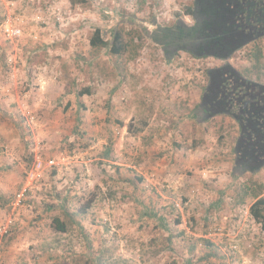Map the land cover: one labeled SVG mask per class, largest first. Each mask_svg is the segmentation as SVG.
I'll list each match as a JSON object with an SVG mask.
<instances>
[{
	"label": "rangeland",
	"instance_id": "rangeland-1",
	"mask_svg": "<svg viewBox=\"0 0 264 264\" xmlns=\"http://www.w3.org/2000/svg\"><path fill=\"white\" fill-rule=\"evenodd\" d=\"M191 3L0 0V264H264L244 195L264 196V167L237 175L235 120L191 115L206 71L250 69L252 44L225 63L144 37L118 62L89 45L192 24Z\"/></svg>",
	"mask_w": 264,
	"mask_h": 264
},
{
	"label": "trees",
	"instance_id": "trees-1",
	"mask_svg": "<svg viewBox=\"0 0 264 264\" xmlns=\"http://www.w3.org/2000/svg\"><path fill=\"white\" fill-rule=\"evenodd\" d=\"M69 1L75 4V0ZM186 14H191V8L186 11ZM237 18V28L244 25L245 30L253 32L255 36V39L251 40L252 51L247 55L253 67L244 68L241 71H236L233 67L207 70L208 84L204 87L200 102L196 104L195 111H191V115L203 122L217 115L230 116L235 120L239 128V137L233 146V168L237 175H241L246 172L256 173L264 167V85L252 79L253 76L260 75L264 67L263 51L260 44L264 39V0H251L249 7L247 5L244 8V13L239 14ZM150 34L145 30L140 33L138 31L131 33L121 28L114 30L110 39L106 40L103 37V31L95 29L89 40V45L93 50L107 49L118 62L120 59H124L127 53L137 56V50L141 48L142 37L154 39L155 43L162 47L165 46L162 41L167 37L155 32L152 36ZM136 35H139V38L141 36L140 40L138 38V43L135 42ZM188 53L194 58L211 57V55ZM215 58L225 59L224 55H215ZM89 94L91 91L86 88L81 90L78 96ZM108 153L109 151L106 156ZM244 195L249 196L253 201L248 209L250 217L264 232V196L262 191H250L248 187H245ZM54 222L57 224V231L66 232L64 223H60L56 218Z\"/></svg>",
	"mask_w": 264,
	"mask_h": 264
},
{
	"label": "flooded vegetation",
	"instance_id": "flooded-vegetation-1",
	"mask_svg": "<svg viewBox=\"0 0 264 264\" xmlns=\"http://www.w3.org/2000/svg\"><path fill=\"white\" fill-rule=\"evenodd\" d=\"M250 1L192 0L191 14H188L192 24L184 23L181 19L176 22L172 30L164 27L156 28L155 33L167 37L162 41L165 46H161L164 53L176 54L181 51L187 54L191 52L194 55H211V57L224 55L225 59H218L225 63L255 39L254 33L245 30L244 25L241 28L236 26L237 16L244 13V8L247 5L249 7ZM225 64L214 69L231 67ZM254 81L264 85L263 81L255 79Z\"/></svg>",
	"mask_w": 264,
	"mask_h": 264
},
{
	"label": "crops",
	"instance_id": "crops-1",
	"mask_svg": "<svg viewBox=\"0 0 264 264\" xmlns=\"http://www.w3.org/2000/svg\"><path fill=\"white\" fill-rule=\"evenodd\" d=\"M155 164V163H154ZM159 164V163H158ZM156 165L157 167H159V165ZM162 168H169L167 165H165L164 164V166L162 165ZM161 168V169H162ZM157 172H159V173H157ZM156 173H155V175L154 176H156L157 178H158V176H161V177H163V175H159L160 173L161 174H163V171L162 170H158ZM173 176H174V171H169V172H166V177L168 178V180H172V178H173Z\"/></svg>",
	"mask_w": 264,
	"mask_h": 264
},
{
	"label": "built area",
	"instance_id": "built-area-1",
	"mask_svg": "<svg viewBox=\"0 0 264 264\" xmlns=\"http://www.w3.org/2000/svg\"><path fill=\"white\" fill-rule=\"evenodd\" d=\"M22 195V194H21ZM21 195L19 194L17 198H21ZM19 200V199H18Z\"/></svg>",
	"mask_w": 264,
	"mask_h": 264
}]
</instances>
